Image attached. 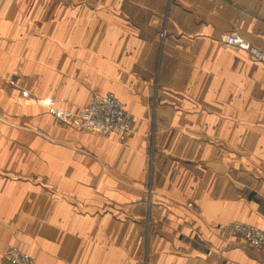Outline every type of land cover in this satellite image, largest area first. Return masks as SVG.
Returning <instances> with one entry per match:
<instances>
[{
    "label": "crops",
    "instance_id": "1",
    "mask_svg": "<svg viewBox=\"0 0 264 264\" xmlns=\"http://www.w3.org/2000/svg\"><path fill=\"white\" fill-rule=\"evenodd\" d=\"M231 33L264 51V0H0V264L12 232L36 264H264L217 229L264 232V65ZM107 93L123 143L48 113Z\"/></svg>",
    "mask_w": 264,
    "mask_h": 264
},
{
    "label": "built area",
    "instance_id": "2",
    "mask_svg": "<svg viewBox=\"0 0 264 264\" xmlns=\"http://www.w3.org/2000/svg\"><path fill=\"white\" fill-rule=\"evenodd\" d=\"M224 47L245 51L251 59L264 65V51L251 47L236 33L223 38ZM50 113L72 127L105 137H114L123 143L132 130L134 118L126 111L122 102L112 93L94 94L90 103L76 112L57 110L50 107ZM191 207V205H188ZM217 229L228 237L238 238L254 250H264V232L257 227L232 222L218 225ZM4 264H35V260L16 246L5 249Z\"/></svg>",
    "mask_w": 264,
    "mask_h": 264
},
{
    "label": "rangeland",
    "instance_id": "3",
    "mask_svg": "<svg viewBox=\"0 0 264 264\" xmlns=\"http://www.w3.org/2000/svg\"><path fill=\"white\" fill-rule=\"evenodd\" d=\"M9 85L10 86H12V87H16V86H18L17 85V82L15 81V80H12V79H10L9 80ZM23 94V96H27V94L26 93H22ZM47 105H50V104H47ZM50 109V108H49ZM56 109V108H55ZM57 110H60V109H57ZM61 111H63V110H61ZM50 115H52L51 113H50V110H49V112H48ZM53 116V115H52ZM54 117V116H53ZM55 118V117H54ZM56 119V118H55ZM57 120V122H58V124L59 125H65V126H71L68 122H62V121H60V120H58V119H56ZM77 129V128H76ZM79 130V129H78ZM79 131H82V130H79ZM82 132H87V131H82ZM88 133V132H87ZM89 133H91V132H89ZM94 134V133H93ZM130 134V133H129ZM96 135H98V134H96ZM105 137V136H104ZM128 137V136H127ZM126 137V138H127ZM16 237H17V234H16V232H12L11 233V236H10V240H12V242H10L6 247H5V249L8 247V246H10V245H12V246H16V247H18L20 250H22L17 244H15L14 243V241L16 240ZM5 249L3 250V252H2V254H1V264H4L3 263V257H4V252H5ZM23 252H25V253H27L26 251H24V250H22ZM28 254V253H27ZM29 255V254H28ZM30 257H32L31 255H29ZM33 258V257H32ZM34 259V258H33ZM35 260V259H34ZM35 264H36V261H35Z\"/></svg>",
    "mask_w": 264,
    "mask_h": 264
}]
</instances>
